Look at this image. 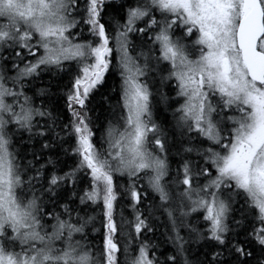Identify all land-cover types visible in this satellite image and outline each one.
Wrapping results in <instances>:
<instances>
[{
    "label": "snow or ice",
    "instance_id": "obj_1",
    "mask_svg": "<svg viewBox=\"0 0 264 264\" xmlns=\"http://www.w3.org/2000/svg\"><path fill=\"white\" fill-rule=\"evenodd\" d=\"M0 264H264V0H0Z\"/></svg>",
    "mask_w": 264,
    "mask_h": 264
},
{
    "label": "trees",
    "instance_id": "obj_2",
    "mask_svg": "<svg viewBox=\"0 0 264 264\" xmlns=\"http://www.w3.org/2000/svg\"><path fill=\"white\" fill-rule=\"evenodd\" d=\"M66 79H67V78L65 77V80H66ZM45 80H47V77H45ZM115 83H116L117 85L119 84V78H118V76L115 78ZM111 86H112V80H111V78H110V79H109V84H108L106 87H109V88H110ZM163 90H164V91H168V88L165 87ZM56 91H57V89H56V88H53V92H56ZM100 93H105V94H107L106 91H105V88H101V89L98 91V93H97V95H96V97H95V102L97 103V105H101V104H102L103 107L106 109V108L108 107V104L102 101L101 96H100ZM173 95H174V93H173ZM53 99L56 100L55 97H54ZM39 103H40V101L37 100V104H39ZM58 103L61 104V105H63V100H62V99H61V100H58ZM169 118H170V116H169ZM27 138H28V137H27V134L25 133L24 136H23V139L26 141ZM36 148H37V149L39 148V143L36 144ZM45 155H47V153H45ZM31 158H32V157L29 155V156H28V159H31ZM176 159H178V158H174V159H173V162H172V166H173V168L176 167ZM125 215L127 216L128 213H125ZM156 215H160V214L157 213ZM164 219H165V218L161 216L160 221H157L156 224H155V227H156L157 230H156L154 233H149V234H148L149 237L152 239L153 243H156V244L159 246V248H160V251L157 252V256H160V252H161V251H164V250L171 251V245H170V244H165V243L163 242L164 239H165V236H164V231H165V229H164V224H163L161 221H163ZM97 227H100V225L97 224ZM99 242H100V239H99V236H97V238H96V240H95V243H99ZM205 247H206V245H205L203 242H201V243H199V244H192V245H191V248H192L194 251H195V250H199L200 252H203V250H204ZM160 258L163 259L162 256H160Z\"/></svg>",
    "mask_w": 264,
    "mask_h": 264
}]
</instances>
